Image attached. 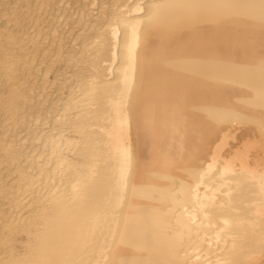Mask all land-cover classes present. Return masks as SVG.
<instances>
[{"label": "bare ground", "instance_id": "bare-ground-1", "mask_svg": "<svg viewBox=\"0 0 264 264\" xmlns=\"http://www.w3.org/2000/svg\"><path fill=\"white\" fill-rule=\"evenodd\" d=\"M0 20V264H264V0Z\"/></svg>", "mask_w": 264, "mask_h": 264}, {"label": "rangeland", "instance_id": "rangeland-1", "mask_svg": "<svg viewBox=\"0 0 264 264\" xmlns=\"http://www.w3.org/2000/svg\"><path fill=\"white\" fill-rule=\"evenodd\" d=\"M2 21H3V20H0L1 23H2ZM0 26H1V25H0ZM77 31H78V30L75 29V35L77 34ZM44 70H45V69L42 70V75H43ZM54 74H55V73H52V75H51V79H53ZM42 75H41V76H42ZM55 75H56V74H55ZM40 78H41V77H40ZM66 91H67V90H66ZM54 95H55V94H54ZM54 95H53V96H54ZM5 172H6V171H5ZM5 172H4V173H5ZM1 194H2V193H1ZM1 197H2V195H0V198H1ZM18 238H19V239H17V240H18L17 242H19V241H23V240L25 239V236H23V237L21 236V237H18ZM21 238H22V239H21ZM20 239H21V240H20ZM14 244H15V243H14ZM16 246L19 247L20 244L17 243Z\"/></svg>", "mask_w": 264, "mask_h": 264}]
</instances>
